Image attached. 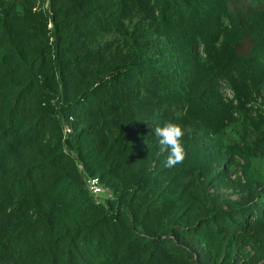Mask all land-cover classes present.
Segmentation results:
<instances>
[{"label":"trees","instance_id":"1","mask_svg":"<svg viewBox=\"0 0 264 264\" xmlns=\"http://www.w3.org/2000/svg\"><path fill=\"white\" fill-rule=\"evenodd\" d=\"M0 264H264V0H0Z\"/></svg>","mask_w":264,"mask_h":264},{"label":"clouds","instance_id":"2","mask_svg":"<svg viewBox=\"0 0 264 264\" xmlns=\"http://www.w3.org/2000/svg\"><path fill=\"white\" fill-rule=\"evenodd\" d=\"M153 135L157 138L160 146V154L164 155L166 153L165 168L171 169L183 163L187 152L182 142L185 131L180 124L168 122L163 126H156Z\"/></svg>","mask_w":264,"mask_h":264},{"label":"built area","instance_id":"3","mask_svg":"<svg viewBox=\"0 0 264 264\" xmlns=\"http://www.w3.org/2000/svg\"><path fill=\"white\" fill-rule=\"evenodd\" d=\"M224 91L229 94V98H226V97L225 98L229 99V100L232 99V93L230 92V90L224 89ZM88 189L93 195H99V194L100 195H103V194L109 195V193L106 190H104L101 186H99L98 181L96 179L90 180L88 182Z\"/></svg>","mask_w":264,"mask_h":264},{"label":"rangeland","instance_id":"4","mask_svg":"<svg viewBox=\"0 0 264 264\" xmlns=\"http://www.w3.org/2000/svg\"><path fill=\"white\" fill-rule=\"evenodd\" d=\"M223 93H224V95H225L226 98H229V94L226 93V92L224 91V89H223Z\"/></svg>","mask_w":264,"mask_h":264}]
</instances>
